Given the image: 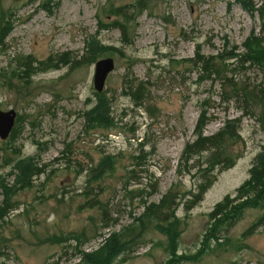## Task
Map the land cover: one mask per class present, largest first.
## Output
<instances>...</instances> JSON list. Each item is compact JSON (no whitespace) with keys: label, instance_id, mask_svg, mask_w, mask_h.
Segmentation results:
<instances>
[{"label":"rangeland","instance_id":"374dc122","mask_svg":"<svg viewBox=\"0 0 264 264\" xmlns=\"http://www.w3.org/2000/svg\"><path fill=\"white\" fill-rule=\"evenodd\" d=\"M253 1L254 10L239 0H0V111L16 113L0 139V264H87L85 253L138 224L172 188L165 213L180 222L176 241L153 227L116 264H264V209L220 226L209 216L264 155L260 107L243 114V97L224 102L220 82L190 63L197 54L233 62L264 38V0ZM106 58L115 68L97 93L95 64ZM233 79L263 82L256 66ZM100 99L107 129L85 117ZM233 119L232 168L211 170V152L185 154L200 121L207 137ZM104 157L110 169L98 168ZM21 160L35 169L29 182H20Z\"/></svg>","mask_w":264,"mask_h":264},{"label":"trees","instance_id":"16d2710c","mask_svg":"<svg viewBox=\"0 0 264 264\" xmlns=\"http://www.w3.org/2000/svg\"><path fill=\"white\" fill-rule=\"evenodd\" d=\"M239 2L247 10H254L255 8L253 0H239ZM142 3L143 1H140V4ZM257 11L262 12V20L264 22V9L258 8ZM116 28L124 33V29L120 25H117ZM95 47L92 46L90 48L91 52L95 51ZM66 57L68 58L66 59ZM220 59L216 57H202L197 54L195 58L190 60V63L201 74L206 75V78L220 82L226 95L224 102L229 103L232 99L239 100V98L243 97V101L246 102V107L242 109L243 114H247L248 111L254 113L257 106L260 107L258 117L261 124H264V38L253 36L248 47L245 48L244 54L226 58V60H233V62H225ZM61 62L63 64L71 63L68 53L62 55ZM251 66L258 67L262 73L263 82L260 85H249L243 82L238 83V81L233 79L237 72H244ZM25 67L27 68L28 65H25ZM140 88L141 86H137L133 94L135 100L139 101L141 97L137 94L141 93ZM110 114V106H107L106 102L100 99L99 103L85 114V117L89 124L107 129L113 125ZM238 121L239 119L226 121L223 129L217 134L207 137H203L201 130L203 124L200 121L197 127L199 136L196 141L187 146L185 154L190 156L202 152H211L208 160L211 170L222 165L224 167L219 170L220 172L232 168L234 166V160L229 150L234 141L240 140L237 134ZM106 162L107 164L105 165ZM18 165L21 170L20 182H29L31 176H35L33 174L35 169L31 166V162L21 160ZM104 165L110 169L113 165V157H104L103 161L98 165V168L101 169ZM97 171L99 172V170ZM40 173V171H37V174ZM209 187L210 185H206V183L200 185L198 194L194 196L195 202L202 200L203 194ZM174 198L172 188L158 205L145 207L144 213L137 219L138 224L130 225L118 233L111 234L99 249L92 253H85L83 255L84 263L116 264V260L121 255L131 252L134 246L139 244L143 236V231H148L153 227L161 228V230L169 234L172 240L176 241L180 222L176 219H171L165 213L168 210L174 211L171 209ZM247 208L264 209V155L253 166L250 178L237 190V196H228L225 198L223 202L216 205L209 216L213 222H216V224L214 223L215 226H220L219 222L221 218L225 222H230L238 218L242 211ZM0 211L2 212V210Z\"/></svg>","mask_w":264,"mask_h":264},{"label":"water","instance_id":"95a60500","mask_svg":"<svg viewBox=\"0 0 264 264\" xmlns=\"http://www.w3.org/2000/svg\"><path fill=\"white\" fill-rule=\"evenodd\" d=\"M115 64L112 58L99 60L95 64L93 77V86L97 93H101L105 89L106 81L111 72L114 71ZM16 120L14 110L0 111V139L7 140L12 132Z\"/></svg>","mask_w":264,"mask_h":264}]
</instances>
